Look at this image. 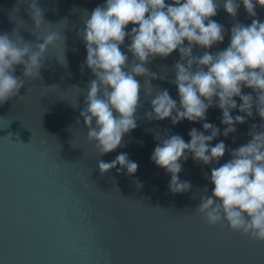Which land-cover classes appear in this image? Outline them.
<instances>
[{"label":"water","instance_id":"95a60500","mask_svg":"<svg viewBox=\"0 0 264 264\" xmlns=\"http://www.w3.org/2000/svg\"><path fill=\"white\" fill-rule=\"evenodd\" d=\"M17 3L0 0V33H11L16 27L9 13ZM38 3L45 10V21L56 24L67 20L64 28L53 26L62 31L64 46L61 42L48 50L35 79L25 78L23 66L17 65L14 75L24 79V85L17 96L0 104V264H264V242L242 236L226 225L209 226L195 211L201 197L212 194L211 168L229 161L230 150L251 139L248 133L253 124L264 123L255 107L253 116H245V123L235 125L236 132L225 137L222 112L215 104L207 110L206 120L185 119L173 125L171 119L145 117L151 104L142 89V106L135 114L137 127L125 134L122 146L101 156L87 141L88 129L80 116L89 81L95 78L85 63L87 52L80 30L85 12L90 15L106 0ZM237 3L240 7L233 18L221 0L217 15L210 19L224 26V41L207 51L227 48L235 23L264 22V7L257 4L256 17H250L241 0ZM16 15L32 27L24 5ZM132 27L130 23L126 31L131 32ZM19 34L25 41L36 42V36L24 28ZM130 42L126 37L121 51L132 63L134 57L127 51ZM184 43L187 46L188 42ZM204 51L197 45L192 54L200 56ZM63 54L65 64L57 59ZM179 60L178 50L167 58L157 56L146 67L163 78L136 79L141 85L150 79L154 89H167L179 106L177 86L170 82ZM242 93L255 96L246 87ZM234 99L239 107L242 102ZM238 107L232 111L233 117L245 115ZM206 122L220 130L211 145L223 141L228 150L218 164L204 165L191 154L181 160L179 179L192 187L173 193L168 187L171 174L151 160L159 143L156 137L180 135L188 142L193 128L210 135L203 129ZM120 153H127L138 164L136 173L118 172L117 165L102 174L97 161L111 162Z\"/></svg>","mask_w":264,"mask_h":264},{"label":"clouds","instance_id":"9594fccd","mask_svg":"<svg viewBox=\"0 0 264 264\" xmlns=\"http://www.w3.org/2000/svg\"><path fill=\"white\" fill-rule=\"evenodd\" d=\"M241 2L250 17H256L257 4L264 7V0ZM21 5L27 8L32 27L16 15ZM220 6L221 0H106L90 15L85 12L80 35L86 46L85 63L95 78L89 81L80 116L88 129L87 141L97 153L102 156L116 150L125 134L137 127L135 114L142 106V89L144 99L151 104V111L145 113L149 120L171 119L173 125L185 119L204 121L207 110L215 104L222 112L225 137L236 132L235 125L245 123V116H253L254 107L264 121V22L253 19L247 26L235 23L230 29L229 46L211 53L207 49L224 41V26L210 19ZM223 7L235 18L240 4L223 0ZM44 11L38 0H18L9 13L16 27L11 33H0V104L17 96L24 85V79L14 75L17 65L23 66L25 78L35 79L40 76L48 50L61 42L64 46L62 31L53 26L64 28L67 20L52 24L45 21ZM130 23L134 27L128 32ZM20 28L35 35L36 42L25 41ZM126 37L131 41L127 51L134 57L132 63L121 51ZM197 45L205 49L200 56L192 54ZM177 50L180 60L174 65L175 77L170 82L177 86L179 106L167 89L153 88L150 79L163 77L146 67L155 57L167 58ZM57 59L65 64L64 54ZM138 76L150 79L141 85ZM245 87L255 96L243 94ZM234 97L242 102L239 107ZM237 107L245 115L233 117L231 113ZM203 129L210 135L193 128L188 142L180 135L156 137L159 143L151 160L171 174L168 187L173 193H184L192 187L179 179L181 160L186 161L191 154L194 161L204 165L218 164L228 150L223 141L211 145L220 134L219 128L206 122ZM248 135L251 139L246 144L230 150L229 161L211 168L212 194L203 195L195 211L209 226L226 225L242 236L264 242V123L253 124ZM97 164L102 174L117 165L118 172L126 169L130 176L138 169L127 153H120L111 162L98 160Z\"/></svg>","mask_w":264,"mask_h":264}]
</instances>
